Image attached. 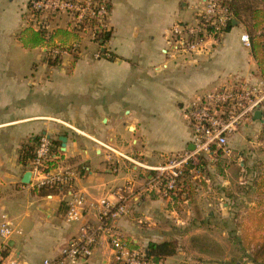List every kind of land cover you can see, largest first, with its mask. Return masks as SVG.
I'll use <instances>...</instances> for the list:
<instances>
[{
  "label": "crops",
  "instance_id": "1",
  "mask_svg": "<svg viewBox=\"0 0 264 264\" xmlns=\"http://www.w3.org/2000/svg\"><path fill=\"white\" fill-rule=\"evenodd\" d=\"M28 1L0 0V216L21 231L11 237L3 264L57 261L82 224L98 223L95 211L67 223L65 197L43 196L21 183L27 172L21 149L42 134L61 149L59 138H65L64 165L75 171L73 187L87 201L129 192L127 214L115 223L128 247L186 239L214 225L226 236L239 207H232L230 197L219 204L201 198L213 193L203 166L193 175L194 199L171 201L141 191L147 173L142 167L193 148L184 112L197 97L236 79L263 85L250 49L240 41L243 27L233 26L201 53L182 54L171 44V28L192 22L203 0H108L106 42L99 47L85 34L76 53L51 65L46 44L25 48L17 39L28 23ZM49 22L65 36L47 45L75 38L65 17ZM98 51L110 57L95 58ZM205 209L207 221L195 219ZM189 251L178 247L160 264H196ZM73 264H113L106 239L100 237L92 255Z\"/></svg>",
  "mask_w": 264,
  "mask_h": 264
},
{
  "label": "built area",
  "instance_id": "2",
  "mask_svg": "<svg viewBox=\"0 0 264 264\" xmlns=\"http://www.w3.org/2000/svg\"><path fill=\"white\" fill-rule=\"evenodd\" d=\"M228 0H203L202 8L192 22L174 24L170 31L171 44L175 51L182 54H197L205 51L207 45H216L233 22L232 13L227 6ZM27 9L38 13L31 27L47 34L52 33L50 19H68V31L75 38L68 44L47 45L46 52L51 59H60L76 53L82 37L87 35L90 42L99 47V40L107 33L108 0H29ZM243 47L250 49L249 37L240 35ZM50 43V42H49ZM95 58L110 57L107 52L98 51ZM264 85H250L248 81L236 79L228 81L212 92L197 97L184 112L191 130L193 148L181 153L168 155L163 163L153 167H142L141 191L158 200L171 201L184 186L186 178L201 169L202 158H212L213 148L229 156L228 139L238 128L252 121L254 111L263 110ZM34 144L33 159L25 166L31 173L28 187L32 191L40 189L56 191L67 199L65 221L78 222L87 213L95 211L98 223H88L79 228V235L66 243L59 251L57 261L45 259L41 264H73L88 259L100 237L106 239L112 252V260L119 264H152L145 257L144 249L130 248L126 237L117 229L115 223L127 214L129 192L120 189L116 199L101 198L87 201L82 193L73 187L75 171L66 168L63 151L54 147L53 140L39 135L31 140ZM127 186L126 190H129ZM54 194H47L51 197ZM21 231L14 227L6 215L0 216V264H3L10 249L9 241ZM11 264H23L19 262Z\"/></svg>",
  "mask_w": 264,
  "mask_h": 264
},
{
  "label": "rangeland",
  "instance_id": "3",
  "mask_svg": "<svg viewBox=\"0 0 264 264\" xmlns=\"http://www.w3.org/2000/svg\"><path fill=\"white\" fill-rule=\"evenodd\" d=\"M260 6H264V0L260 1ZM247 124L248 128L240 127L229 137V156L213 148L212 162H208L211 157L202 158L204 172H201L211 180L209 185L212 184L213 193L201 198L219 204L220 198L230 197L228 202L232 207L237 205L239 211L226 236L218 235L214 225L186 239L181 235L183 238L176 241L178 247L190 250L188 257L196 264H250L256 244L264 233V124L259 121ZM208 212V209L198 210L194 217L207 221ZM196 237L198 240L191 241ZM201 249L208 250L210 255L199 252ZM258 263L264 264V260Z\"/></svg>",
  "mask_w": 264,
  "mask_h": 264
},
{
  "label": "trees",
  "instance_id": "4",
  "mask_svg": "<svg viewBox=\"0 0 264 264\" xmlns=\"http://www.w3.org/2000/svg\"><path fill=\"white\" fill-rule=\"evenodd\" d=\"M261 0H228L227 6L229 11L232 13L233 20L237 21L243 27L244 32L248 35L250 41V52L256 63L259 75L262 79L264 85V6H260ZM38 13L27 9L25 20L27 26L23 28L18 34V41L25 48H35L40 45L48 44L56 37H63L65 33L59 30L53 31L52 33H46L43 30H34L30 23L33 19H38ZM233 27V22H231L227 28L229 31ZM226 31V32H227ZM68 35V34H67ZM109 37V32L103 34L99 39L101 41V46L106 42ZM112 58V57H111ZM110 58V59H111ZM49 64L56 65L58 59H48ZM263 115H264V103H263ZM264 134V125H263ZM34 142V141H33ZM32 141L23 146L20 154L21 163L26 166L33 159L34 144ZM54 147H59L58 141H53ZM203 159H201L200 166L202 167ZM185 186L178 191L176 198L181 196L192 195V177L186 178L184 182ZM264 187V186H262ZM38 194L46 196L51 193L54 194L56 191H50L45 189H40L36 191ZM187 197V198H188ZM264 221V218L262 219ZM198 240L192 238L191 241ZM178 245L176 241H164L160 243L149 242L144 248L145 257L147 260L151 261L152 264H160L165 258L172 257L177 253ZM206 249H201L199 252L210 255ZM264 260V233L259 238L256 244L255 250L253 252V258L250 264H259V260ZM113 264H119L113 261Z\"/></svg>",
  "mask_w": 264,
  "mask_h": 264
},
{
  "label": "water",
  "instance_id": "5",
  "mask_svg": "<svg viewBox=\"0 0 264 264\" xmlns=\"http://www.w3.org/2000/svg\"><path fill=\"white\" fill-rule=\"evenodd\" d=\"M238 24L237 21H233V26H236ZM252 121H259L262 125L264 124V115L263 112L259 109H257L256 111H254L253 116H252ZM59 141L61 142V146H62V151H64V147H65V138L64 137H60ZM30 177H31V173L30 172H26L25 175L23 176L21 183L24 185H28L30 182ZM9 245H11V242L9 243Z\"/></svg>",
  "mask_w": 264,
  "mask_h": 264
}]
</instances>
